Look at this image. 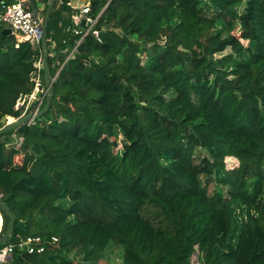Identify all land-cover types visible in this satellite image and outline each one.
I'll return each instance as SVG.
<instances>
[{"label": "trees", "instance_id": "16d2710c", "mask_svg": "<svg viewBox=\"0 0 264 264\" xmlns=\"http://www.w3.org/2000/svg\"><path fill=\"white\" fill-rule=\"evenodd\" d=\"M70 2L0 136L6 264H264V0H90L85 37ZM4 28L0 130L44 54Z\"/></svg>", "mask_w": 264, "mask_h": 264}, {"label": "built area", "instance_id": "2783aa9c", "mask_svg": "<svg viewBox=\"0 0 264 264\" xmlns=\"http://www.w3.org/2000/svg\"><path fill=\"white\" fill-rule=\"evenodd\" d=\"M80 1L81 7L76 5L79 4ZM72 3L75 4L76 6H74L81 12L80 15L78 14L79 21L83 18L87 19V27L83 30V37H85L96 22V19L89 17L90 0H71V6H73ZM0 4L3 7L0 11V22L4 25V29H11L12 35H15L18 41H28L34 49H40L45 34V19L28 6L27 0H0ZM95 34H98V32L95 31ZM44 59L45 56L43 54L36 63L38 70L33 74V79L35 81L34 91L44 92L43 98L38 101L35 113L40 110L43 100L47 94V90L43 91V82L40 76V70L44 67ZM26 97L27 96H24L22 99ZM26 109L28 110V108H25L23 115L26 113ZM22 141L23 140L21 138L18 146L22 144ZM53 239L57 240L55 237ZM40 241L41 239L39 237L28 238L25 242L20 244V248H26L30 253L35 251L42 252L44 251V247L38 246ZM13 251L14 245H8L3 251H0V263L6 264L11 262Z\"/></svg>", "mask_w": 264, "mask_h": 264}, {"label": "water", "instance_id": "95a60500", "mask_svg": "<svg viewBox=\"0 0 264 264\" xmlns=\"http://www.w3.org/2000/svg\"><path fill=\"white\" fill-rule=\"evenodd\" d=\"M56 2H57V0H52V2L50 3L49 10H48V13H47V18L45 19V24H44V26H45V34H44V37H43V40H42L43 49H44V56H45V59H44V70H45V73H46L47 87H48V90H49L48 91L49 95L51 94L52 80L50 78V69H49V65H48L47 59H46V55L48 53L47 40H46V27L48 25V16L50 15L51 11L53 10L54 5H55ZM81 26L84 27V28L87 27V19L86 18L82 19ZM3 33H5L6 35L11 36L12 35V30L6 28V29L3 30ZM49 106H50V100L48 99L45 107L42 110L38 111L37 113H35V112L28 113L24 117H22L20 119H17V120H14L11 123H8L3 129L0 130V136L3 135L4 133L8 132V131H11V130H14V129L18 128L19 126H21V125H23V124H25L27 122L32 121L36 117V115L38 116V115L44 114L48 110ZM0 211L7 212L9 214V216L12 218V222H14V215L9 211V208H7L6 203L3 202V201H0ZM12 232H13V226H11L10 230L7 232V234L2 239H0V245L2 243H6L8 241L9 237L12 235Z\"/></svg>", "mask_w": 264, "mask_h": 264}, {"label": "rangeland", "instance_id": "374dc122", "mask_svg": "<svg viewBox=\"0 0 264 264\" xmlns=\"http://www.w3.org/2000/svg\"><path fill=\"white\" fill-rule=\"evenodd\" d=\"M80 3H81V1L79 2V4H76V5L81 7ZM44 13H45V11H44ZM43 17L45 18L44 14H43ZM236 32H239V31H236ZM243 42L245 44L248 43L247 41H243ZM43 96H44V92L33 91V93L31 95L27 96L26 98L22 99V97H21L15 108L18 109L20 106L25 105L26 108L35 110L37 107L38 101L41 100L43 98ZM43 102H44V100H43ZM14 120H15V117H11V118L8 117L7 124L11 123ZM204 154L207 155L206 152ZM227 161H228L229 165H235L236 163H238L237 160H235V159H229ZM213 189H214V184H212L210 186V190L212 191ZM101 262L103 264H121L122 263L121 250L119 248H115L112 251H108V253H106L105 258H103ZM194 264H198V263L195 261Z\"/></svg>", "mask_w": 264, "mask_h": 264}, {"label": "crops", "instance_id": "0c3cea01", "mask_svg": "<svg viewBox=\"0 0 264 264\" xmlns=\"http://www.w3.org/2000/svg\"><path fill=\"white\" fill-rule=\"evenodd\" d=\"M51 2H52V0H27L28 6L31 9H33L35 12H37L42 17H43V14H44V16H45V18L43 17L44 19L47 18V13H48L49 6H50ZM73 3H72V5H73V7H75L76 5L73 4ZM75 9H77V8L75 7ZM44 11H45V13H44ZM53 47H54V43L51 45L50 48L52 49ZM3 223H4V215H3V212L0 211V233H1L2 228H3ZM2 238H0V239H2ZM4 249H2L0 251H3Z\"/></svg>", "mask_w": 264, "mask_h": 264}, {"label": "clouds", "instance_id": "9594fccd", "mask_svg": "<svg viewBox=\"0 0 264 264\" xmlns=\"http://www.w3.org/2000/svg\"><path fill=\"white\" fill-rule=\"evenodd\" d=\"M39 111H40V110H39ZM33 112H35V111H33ZM36 113H37V112H36ZM15 120H17V119H15ZM32 121H33V120H32ZM32 121H30V122H32ZM30 122H29V123H30ZM22 140H23V139H22Z\"/></svg>", "mask_w": 264, "mask_h": 264}]
</instances>
